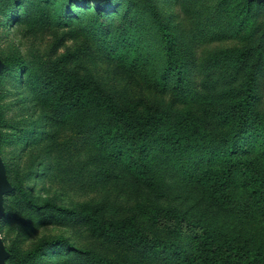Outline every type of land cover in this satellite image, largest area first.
Listing matches in <instances>:
<instances>
[{"label":"rangeland","instance_id":"obj_1","mask_svg":"<svg viewBox=\"0 0 264 264\" xmlns=\"http://www.w3.org/2000/svg\"><path fill=\"white\" fill-rule=\"evenodd\" d=\"M82 1L85 4L68 9L62 0H55L57 5L53 0H17L15 9L0 17V167L8 187L1 197L4 264L11 251L25 253L40 241L58 237L112 264H172L159 245L184 247L188 222L194 223L192 231H213L264 250V220L242 216L243 195L230 198L229 209L212 206L184 174L188 157L181 150L172 155L163 144L185 110L206 126L217 144H223L229 132L207 117L208 107L174 105L158 86L165 53L157 16L166 22L178 13L176 2L126 0L98 11L99 4ZM257 24L255 41L261 43L264 11ZM240 45L239 40H227L203 49ZM11 57H20L25 68L8 76L4 62ZM57 65L91 80L118 105L134 100L150 113H168L167 126L152 134L147 149L132 147L153 193L111 156L116 141L109 139L107 150L101 146L102 136L114 129L102 109L96 104L57 109L47 100L45 88ZM13 183L37 205L51 202L75 211L88 207L98 222L125 224L149 241L109 238L97 222L86 225L77 218L48 223L13 194ZM27 264L96 263L90 255L56 245Z\"/></svg>","mask_w":264,"mask_h":264},{"label":"trees","instance_id":"obj_2","mask_svg":"<svg viewBox=\"0 0 264 264\" xmlns=\"http://www.w3.org/2000/svg\"><path fill=\"white\" fill-rule=\"evenodd\" d=\"M16 1L0 0V17L14 10ZM125 1H105L99 3L97 9L105 11ZM174 1L178 13L171 15L166 22L157 16L165 53L158 86L164 94L172 97L174 105L208 107L205 111L207 117L214 119L219 126L229 128V132L225 135L226 141L217 144L206 126L195 121L185 110L179 116L176 130L167 135L163 144L171 148L172 155L181 150L188 157L184 174L208 196L212 206L229 209V199L240 193L243 195L242 216L264 220V42L255 41L264 1ZM62 2L68 9L85 4L82 0ZM52 3L57 5L55 0ZM59 19L62 20L61 15ZM227 40H239L241 45L203 49L205 44ZM24 68L20 57H11L4 62V73L8 76ZM45 89L47 95L44 96L57 109L69 104L73 107L96 104L102 109L114 129L102 136L101 146L107 150L109 139L116 141L111 156L138 184L154 192L143 163L132 147L139 146L141 152L148 148L152 134L165 128L169 122L166 111L150 113L140 101L134 100L118 105L91 80L58 65ZM195 153L196 157H193ZM13 189V194L21 197L27 209L48 223L77 218L86 225L97 222L100 231L109 238L149 241L138 230L125 224L98 222L91 208L75 211L51 202L37 205L20 185L13 183ZM8 220L6 213L5 223ZM188 225L184 247L170 242L159 245L166 250L172 264H264V250L258 245L229 239L213 231H192L194 223L188 222ZM179 232L177 228L175 234L179 236ZM56 245L77 254L90 255L96 264H112L89 251L74 248L62 237L40 241L25 253L11 251L6 264H27Z\"/></svg>","mask_w":264,"mask_h":264},{"label":"water","instance_id":"obj_3","mask_svg":"<svg viewBox=\"0 0 264 264\" xmlns=\"http://www.w3.org/2000/svg\"><path fill=\"white\" fill-rule=\"evenodd\" d=\"M87 1L93 2L95 4H99V3H101V2H103L105 0H87ZM257 1L258 2H262L264 0H257ZM7 190H8V187H7L5 178L3 176V172H2L1 167H0V218H1V215H2L1 197H2V194L7 192ZM5 258L6 257H5V253H4V248H3V246L0 243V264H4Z\"/></svg>","mask_w":264,"mask_h":264}]
</instances>
